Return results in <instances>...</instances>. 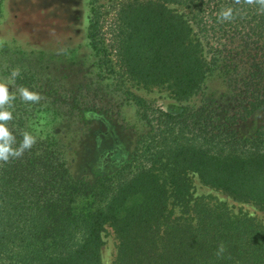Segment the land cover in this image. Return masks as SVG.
Segmentation results:
<instances>
[{
	"label": "trees",
	"instance_id": "obj_1",
	"mask_svg": "<svg viewBox=\"0 0 264 264\" xmlns=\"http://www.w3.org/2000/svg\"><path fill=\"white\" fill-rule=\"evenodd\" d=\"M101 1L88 2L92 79L58 92L27 70L9 90L13 147L24 132L36 143L0 161V264H103L106 226L112 264H264V225L195 196L192 183L264 210V124L244 137L235 128L264 113V9L257 0H106L102 10ZM227 8L233 18L220 22ZM132 83L166 86L183 105L163 110ZM21 87L40 99L24 101ZM104 96L117 110L131 103L141 131L115 171L75 177L56 124L96 111Z\"/></svg>",
	"mask_w": 264,
	"mask_h": 264
},
{
	"label": "rangeland",
	"instance_id": "obj_2",
	"mask_svg": "<svg viewBox=\"0 0 264 264\" xmlns=\"http://www.w3.org/2000/svg\"><path fill=\"white\" fill-rule=\"evenodd\" d=\"M89 0H0V83L14 85L13 71H30L41 79L42 86H59L72 91L77 84L93 77L92 56L86 46ZM102 10L106 0L101 1ZM105 5V6H104ZM113 10L106 15L111 18ZM132 90L142 98L166 111H179L183 102L173 98L166 86H145L132 83ZM211 90L221 93L218 81ZM88 93V92H87ZM91 94L88 96L90 97ZM104 94H99L103 96ZM97 109H110L99 115L96 111L73 116L55 131L63 145L64 157L75 177L95 178L110 174L127 160L136 134L141 126L135 108L130 103L116 109L113 97L93 100ZM223 107L224 104L221 103ZM217 115L220 121L224 112ZM264 124V113L259 111L235 125L240 136H248ZM195 196L226 205L232 213L254 218L264 225V210L253 203L236 200L192 177ZM116 237L110 226L103 231L101 257L103 264H112L116 254Z\"/></svg>",
	"mask_w": 264,
	"mask_h": 264
},
{
	"label": "clouds",
	"instance_id": "obj_3",
	"mask_svg": "<svg viewBox=\"0 0 264 264\" xmlns=\"http://www.w3.org/2000/svg\"><path fill=\"white\" fill-rule=\"evenodd\" d=\"M248 3H252V0H248ZM257 3L260 5L261 9H264V0H257ZM233 18V9L227 8L222 10L217 19L220 22L228 21ZM18 71H13L12 76L16 77ZM21 98L24 101H38L40 99L39 95L33 91H30L27 88L21 87L19 89ZM15 99V96L9 94V87L5 83H0V161L8 162L10 159L19 158L23 155L25 150L31 149L32 146L36 143V138L24 132L22 134L23 139L19 143L18 147H13V144L16 143V138L13 133L9 130L7 123L13 119V114L11 111L7 110L5 106H11V101ZM223 249L221 248V251Z\"/></svg>",
	"mask_w": 264,
	"mask_h": 264
}]
</instances>
